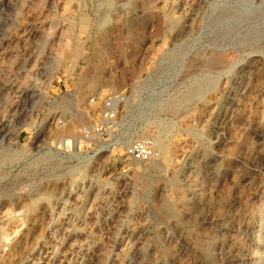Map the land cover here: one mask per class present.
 <instances>
[{
  "label": "rangeland",
  "instance_id": "1",
  "mask_svg": "<svg viewBox=\"0 0 264 264\" xmlns=\"http://www.w3.org/2000/svg\"><path fill=\"white\" fill-rule=\"evenodd\" d=\"M135 263L264 264V0H0V264Z\"/></svg>",
  "mask_w": 264,
  "mask_h": 264
},
{
  "label": "built area",
  "instance_id": "2",
  "mask_svg": "<svg viewBox=\"0 0 264 264\" xmlns=\"http://www.w3.org/2000/svg\"><path fill=\"white\" fill-rule=\"evenodd\" d=\"M118 98L110 96L101 102L98 121L83 125L79 129L78 139L74 141V145L88 149L90 142L98 143L91 148L95 151V155L106 153L110 147L122 145L123 154L119 159L120 162H139L146 163L157 157V148L150 139H129L121 136L119 131L121 121L118 114ZM107 139V140H104ZM77 142V144H76ZM88 145V146H87Z\"/></svg>",
  "mask_w": 264,
  "mask_h": 264
},
{
  "label": "bare ground",
  "instance_id": "3",
  "mask_svg": "<svg viewBox=\"0 0 264 264\" xmlns=\"http://www.w3.org/2000/svg\"><path fill=\"white\" fill-rule=\"evenodd\" d=\"M227 102V101H226ZM153 161V160H152ZM151 162V161H150ZM78 204V203H77ZM63 229V228H62ZM136 236V235H135ZM142 239V238H141ZM107 243V242H106ZM136 248V247H135ZM96 249V248H95ZM73 253H75L76 254V256L79 258V259H81V260H83V259H85V257H86V255H87V251L84 249V248H82V247H80L79 249H77V251H73ZM67 259V258H66ZM136 264V263H135Z\"/></svg>",
  "mask_w": 264,
  "mask_h": 264
}]
</instances>
